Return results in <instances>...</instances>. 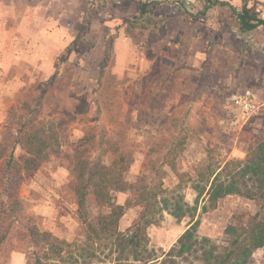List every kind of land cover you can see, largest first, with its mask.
<instances>
[{
    "label": "rangeland",
    "instance_id": "rangeland-1",
    "mask_svg": "<svg viewBox=\"0 0 264 264\" xmlns=\"http://www.w3.org/2000/svg\"><path fill=\"white\" fill-rule=\"evenodd\" d=\"M143 1L162 3L130 28L132 39L127 38L125 26L120 28L122 20L136 15ZM217 1L237 10L243 3ZM204 2L0 0V138L9 108L32 104V89L52 75L54 63L68 49L67 61L60 63L57 78L31 117L57 118L73 113L83 102L84 114L67 126L69 141L88 133L98 142L123 139L125 153L132 156L125 173L129 182L145 175L148 182L167 189L171 209L175 197L196 207L194 215L181 219L169 210H158L156 224L147 229L144 256L151 264H159L194 221L198 222L197 237L208 238L223 251L231 240L227 227L258 210L254 201L232 196L212 208L203 194L195 204L194 188L207 187L208 171L224 161L244 160L248 147L264 129V28L241 32L227 5L216 3L201 15ZM111 36L116 37L113 52L102 69ZM245 88L257 94L262 105L259 112L237 128L221 126L223 98ZM106 147L92 156L108 165L114 156L105 152ZM175 147L181 151L174 150L176 167L172 170L161 164L160 157ZM61 149L68 151V144L63 143ZM71 181L70 165L62 157H52L20 188L24 216L39 231L67 244L61 259L48 264H146V260L120 258L111 235H96L87 229L84 218L96 226L107 210L87 200L84 215H80ZM113 197L119 205L133 200L129 192L113 193ZM137 214V208L126 209L117 231L129 234ZM174 260L176 264H199L195 256ZM2 261L26 264L27 252L17 248ZM250 264H264V247L252 253Z\"/></svg>",
    "mask_w": 264,
    "mask_h": 264
},
{
    "label": "trees",
    "instance_id": "trees-1",
    "mask_svg": "<svg viewBox=\"0 0 264 264\" xmlns=\"http://www.w3.org/2000/svg\"><path fill=\"white\" fill-rule=\"evenodd\" d=\"M248 2L249 0H243L240 10H237L217 0H205L204 8L199 14L204 15L216 3L227 5L235 14L241 32H250L260 26L264 28V23L256 18L254 6H249ZM160 3L162 1H143L138 6L136 15L124 18L120 28L125 26V37L132 39L130 28L140 23L144 17L150 16L153 7ZM174 6L192 16V13L178 3ZM115 38L111 36L106 43L102 69L110 61ZM65 53L68 54L69 50L66 49ZM66 54L62 55L60 62L54 63L52 75L32 89L35 93L34 98L31 97L33 92L30 95L33 98L32 104L23 102L22 105L11 106L7 112L6 125L0 138V264H3L2 260L9 252L17 248L26 250V264H48L61 259L67 244L32 225L23 214V204L19 197L21 186L33 178L52 157H62L70 165V189L76 198L80 215H84L82 211L87 200L107 210L105 214H100L96 226L83 217L87 229L96 235H111L120 258L126 256L134 261L146 260V264H151L147 262L149 257L144 256L147 253V229L156 224L155 215L158 210H169L174 218L181 219L186 215H194L196 207H190L181 197H175L171 209V198L165 195L168 193L167 189L162 184L148 182L145 175L129 182L125 173L130 168L132 156L125 153L123 139H102L98 142L93 134L88 133L69 141L65 134L67 126L78 115L84 114L83 102L76 106L73 113L65 112L57 118L42 121L31 117V113L57 78L60 63L67 61ZM63 143L68 144V151H62ZM104 144L107 146L105 152L114 156L108 165L101 158L92 156ZM174 150L181 151L175 147L173 151L160 157L161 164L172 170L176 167L174 160L177 154L174 155ZM206 185L207 187L195 186V204L203 194L208 197L212 208L219 200L232 196L254 201L258 210L236 226L227 227L226 233L231 236V240L221 252L208 238L197 237L198 222L194 221L163 255L159 264H176L174 258L187 260L189 256H195L199 264H250L252 253L264 247V129L259 131L257 140L248 147L244 160L224 161L222 165L218 163L209 170ZM126 192L133 196V200L125 205L117 204L113 193ZM131 208H137L138 214L130 233L118 232L119 220L125 210ZM198 253L200 256H197Z\"/></svg>",
    "mask_w": 264,
    "mask_h": 264
},
{
    "label": "built area",
    "instance_id": "built-area-1",
    "mask_svg": "<svg viewBox=\"0 0 264 264\" xmlns=\"http://www.w3.org/2000/svg\"><path fill=\"white\" fill-rule=\"evenodd\" d=\"M249 1L254 6L257 20L264 23V0ZM261 106L259 98L253 89L245 88L241 91L229 93L223 98L225 115L221 119L220 125L231 129L237 128L256 115Z\"/></svg>",
    "mask_w": 264,
    "mask_h": 264
}]
</instances>
